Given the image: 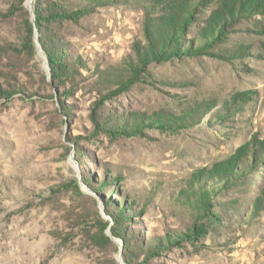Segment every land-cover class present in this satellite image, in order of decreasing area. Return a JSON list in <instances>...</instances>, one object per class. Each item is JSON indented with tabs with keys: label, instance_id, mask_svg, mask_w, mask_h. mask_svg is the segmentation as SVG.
Wrapping results in <instances>:
<instances>
[{
	"label": "rangeland",
	"instance_id": "obj_1",
	"mask_svg": "<svg viewBox=\"0 0 264 264\" xmlns=\"http://www.w3.org/2000/svg\"><path fill=\"white\" fill-rule=\"evenodd\" d=\"M230 2L0 0V264H264V12Z\"/></svg>",
	"mask_w": 264,
	"mask_h": 264
},
{
	"label": "trees",
	"instance_id": "obj_2",
	"mask_svg": "<svg viewBox=\"0 0 264 264\" xmlns=\"http://www.w3.org/2000/svg\"><path fill=\"white\" fill-rule=\"evenodd\" d=\"M222 9H223V16L221 18L224 20H227V17H229L230 19H235L239 15H242L243 17H249V15L257 11L264 12V0H258V2L250 3L248 5L242 0H232V2L230 3H224L222 6ZM54 11L57 12L56 14H53V17L55 18H58V17L61 18L62 14H66V13L61 14L58 10H54ZM85 11L86 10H82L80 13L83 14ZM183 15L184 14H182L181 18L180 16H177L176 18H171L167 20V22L170 23V25H168V28L165 31V35H168L172 40L175 41L177 45L179 44V40L183 38L182 36L184 35V30L187 28V26L190 23H192L191 17H193V15H191L190 13L187 14V16H183ZM41 21H42L41 14H37L36 23L40 31H42ZM211 23L214 25H217L218 22L213 20L211 21ZM215 31L217 32V35L214 33H210V32L205 33V37H206L205 40L206 42H208V45H214L215 43H217L219 39H222L224 37L225 33L222 31V28L220 26L217 25L215 28ZM209 34L210 36H208ZM162 44L164 45L162 46V49H163L162 52H156L153 46L150 47L149 50L153 52L152 57L154 59L160 61V60L171 58L174 54H180V48L178 46L173 48L174 49L173 52H168L166 50L165 47L172 45V44L166 43V37H164ZM205 45H206L205 42L199 44L198 49H197L199 50L198 52H196V50L193 51L191 47H188V51L199 54L200 52L204 51ZM45 47L49 50L46 44H45ZM47 55H48L49 64L53 71V74L56 75L62 69H64L63 66L59 63V58L57 56H53L50 50L49 52L47 51ZM150 59L151 57L149 55V52H146L145 54H143L142 61H144V63H147ZM139 128L140 126L136 125L135 129H139ZM209 204H210L209 202H207L206 200L205 201L203 200L202 209L207 211L210 208ZM201 230L206 232V229L203 225H201L200 227L196 226V231H201Z\"/></svg>",
	"mask_w": 264,
	"mask_h": 264
},
{
	"label": "water",
	"instance_id": "obj_3",
	"mask_svg": "<svg viewBox=\"0 0 264 264\" xmlns=\"http://www.w3.org/2000/svg\"><path fill=\"white\" fill-rule=\"evenodd\" d=\"M41 51H42V49H41ZM41 56H42V58H43L45 64H48V60L46 59L45 55H44L42 52H41ZM48 65H49V64H48Z\"/></svg>",
	"mask_w": 264,
	"mask_h": 264
}]
</instances>
